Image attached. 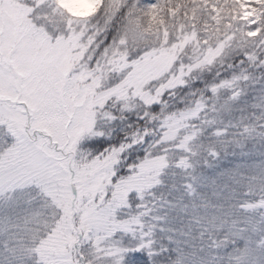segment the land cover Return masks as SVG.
<instances>
[{
    "label": "snow or ice",
    "instance_id": "6c2138e0",
    "mask_svg": "<svg viewBox=\"0 0 264 264\" xmlns=\"http://www.w3.org/2000/svg\"><path fill=\"white\" fill-rule=\"evenodd\" d=\"M79 3L0 0V208L24 221L10 235L0 217V264H203L158 242L172 231L158 213L208 207L198 169L221 159L215 143L264 139V95L256 123L223 120L264 70V0ZM169 179L178 202L156 196ZM244 195L240 211L264 210V185ZM213 232L219 264H264V237L219 216L200 239Z\"/></svg>",
    "mask_w": 264,
    "mask_h": 264
},
{
    "label": "trees",
    "instance_id": "16d2710c",
    "mask_svg": "<svg viewBox=\"0 0 264 264\" xmlns=\"http://www.w3.org/2000/svg\"><path fill=\"white\" fill-rule=\"evenodd\" d=\"M147 3V0H144ZM264 70H253L254 81L247 86V95L235 105V116L231 119L224 120L225 123L229 121L235 123L242 116V110L249 112V117L244 122L246 124L256 123L252 118V114L260 115L259 109H253L252 103L257 102L256 98L264 95V78L261 73ZM234 131V129H233ZM231 139V137H228ZM210 141H206L209 143ZM218 150H221V159L213 162V167H200L198 172H203L208 178L204 187L199 188V193L203 197V203L208 207H203L202 200L196 198L192 200L184 197L183 204L175 209H168L165 205L158 214L164 216L167 214L168 221L166 226L172 229L168 233H158L157 239L160 244L169 245L168 236H173L175 240L181 242V247H185L186 252H195L197 259L201 260L203 264H219L216 257L223 255L218 253L212 247V237L217 239L224 235V232H213L211 234L205 233L203 240L200 239L202 230V223L213 216H219L228 219L229 223L236 221L238 227L246 229L245 236L255 244L256 241L264 237V210L259 212H242L236 205L245 199H257V196H245L244 193L249 187H252L257 192L259 188L264 185V139L255 138L244 141V147H238L235 144L227 146V151H223V145L215 143ZM201 165H203V157L200 158ZM239 166V167H238ZM235 171L238 174L230 179L231 173ZM224 173V175H221ZM252 177L258 179L253 180ZM216 180V184H212V180ZM236 181H239L237 183ZM181 183L179 176L176 179L177 187ZM164 195L162 198L167 201L178 202V198L182 195L183 190L173 191L172 181L169 179L166 186L162 188ZM161 188L156 191V196ZM195 203L196 208H193ZM183 205H187V211H183ZM197 218L201 219L202 223H197ZM187 244L193 247H186ZM203 248V251L200 249Z\"/></svg>",
    "mask_w": 264,
    "mask_h": 264
},
{
    "label": "rangeland",
    "instance_id": "374dc122",
    "mask_svg": "<svg viewBox=\"0 0 264 264\" xmlns=\"http://www.w3.org/2000/svg\"><path fill=\"white\" fill-rule=\"evenodd\" d=\"M154 0H147V3H153ZM222 102V101H221ZM242 114L245 117H249V112L246 110H242ZM233 116H235V105H233V111L231 113H224L223 114V120L226 119H231L233 118ZM129 122H135V116H131L129 118ZM162 194L164 195V191L161 188V191L158 192L157 197H161ZM0 217H11L12 219V224L13 225H19V227H12L10 235L11 234H16L18 236H23L24 233L23 231H21V229H23L24 227V221H23V217L22 215L18 216L17 210L15 209H2L0 208ZM85 251H87V249H85ZM89 259H92L91 256H89Z\"/></svg>",
    "mask_w": 264,
    "mask_h": 264
},
{
    "label": "clouds",
    "instance_id": "9594fccd",
    "mask_svg": "<svg viewBox=\"0 0 264 264\" xmlns=\"http://www.w3.org/2000/svg\"><path fill=\"white\" fill-rule=\"evenodd\" d=\"M71 7H73L77 12H85L90 10V5L85 3V0H80L79 4H75V5H70Z\"/></svg>",
    "mask_w": 264,
    "mask_h": 264
}]
</instances>
